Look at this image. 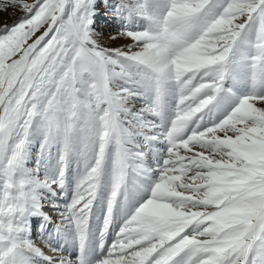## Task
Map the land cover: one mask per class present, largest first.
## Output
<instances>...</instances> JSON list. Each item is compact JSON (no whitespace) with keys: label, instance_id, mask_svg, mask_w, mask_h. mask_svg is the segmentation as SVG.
I'll use <instances>...</instances> for the list:
<instances>
[{"label":"snow or ice","instance_id":"obj_1","mask_svg":"<svg viewBox=\"0 0 264 264\" xmlns=\"http://www.w3.org/2000/svg\"><path fill=\"white\" fill-rule=\"evenodd\" d=\"M3 13L0 264H264V0Z\"/></svg>","mask_w":264,"mask_h":264},{"label":"rangeland","instance_id":"obj_2","mask_svg":"<svg viewBox=\"0 0 264 264\" xmlns=\"http://www.w3.org/2000/svg\"><path fill=\"white\" fill-rule=\"evenodd\" d=\"M13 19L12 16H10L8 13H3L0 14V20H7V21H11ZM96 27L99 28H104V29H110L112 26L111 24L105 23L104 20L102 18H98L97 19V23H96ZM107 34V33H105ZM127 41H116L115 45L118 44H122V43H126ZM38 147V146H37ZM47 211V209H45ZM35 238V237H34ZM73 259H75V256L72 257Z\"/></svg>","mask_w":264,"mask_h":264}]
</instances>
